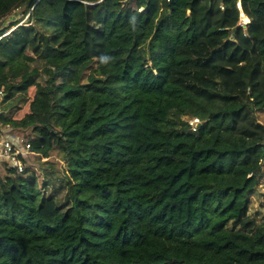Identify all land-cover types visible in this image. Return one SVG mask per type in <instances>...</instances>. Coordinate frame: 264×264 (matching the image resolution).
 I'll use <instances>...</instances> for the list:
<instances>
[{
    "label": "trees",
    "instance_id": "obj_1",
    "mask_svg": "<svg viewBox=\"0 0 264 264\" xmlns=\"http://www.w3.org/2000/svg\"><path fill=\"white\" fill-rule=\"evenodd\" d=\"M16 12L0 124L46 159L3 166L0 264H264V0H0V27Z\"/></svg>",
    "mask_w": 264,
    "mask_h": 264
},
{
    "label": "rangeland",
    "instance_id": "obj_2",
    "mask_svg": "<svg viewBox=\"0 0 264 264\" xmlns=\"http://www.w3.org/2000/svg\"><path fill=\"white\" fill-rule=\"evenodd\" d=\"M20 14L16 12L13 16L7 18V20L3 23V25L0 27L2 29L4 26L7 25L9 20L19 18ZM247 22V18L244 16V14L241 13L239 23H245ZM96 43L100 42L101 40L99 38H95ZM234 67L238 68L241 72V75L247 80L251 81L250 83L253 84L252 79L255 78L257 75V72L260 70L261 67V61L256 56H251L246 62L241 63L239 65H234ZM34 92V87H31L29 89V95L31 96ZM1 108V107H0ZM27 110V105H23L22 109H20L15 116L20 117L25 111ZM257 116L259 120L264 124V112L257 113ZM46 158L42 157L39 158L37 155H33L30 157L29 162H27V166L31 167L34 170H38L40 161L45 160ZM50 160H53L57 163V165H63L64 162L60 159V157L57 155L55 151L51 152L49 156ZM4 168L0 165V173H3ZM262 171L263 175L259 179V183L255 188L254 195L251 198V207H250V213L252 215H256L258 220H264V159L262 160Z\"/></svg>",
    "mask_w": 264,
    "mask_h": 264
},
{
    "label": "built area",
    "instance_id": "obj_3",
    "mask_svg": "<svg viewBox=\"0 0 264 264\" xmlns=\"http://www.w3.org/2000/svg\"><path fill=\"white\" fill-rule=\"evenodd\" d=\"M4 97L0 89V107ZM1 109V108H0ZM192 126L199 124L198 118L190 121ZM36 153L31 149V143L17 133L10 124H0V165L14 167L17 171H23L31 156Z\"/></svg>",
    "mask_w": 264,
    "mask_h": 264
}]
</instances>
